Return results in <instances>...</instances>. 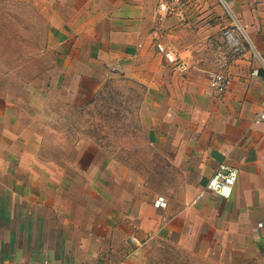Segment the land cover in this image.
<instances>
[{
  "label": "crops",
  "instance_id": "1",
  "mask_svg": "<svg viewBox=\"0 0 264 264\" xmlns=\"http://www.w3.org/2000/svg\"><path fill=\"white\" fill-rule=\"evenodd\" d=\"M10 1L48 20L52 63L26 80L0 59V263L165 264L154 250L173 246L264 264V0H0ZM228 28L248 51L229 59L219 93L210 79ZM115 77L144 88L151 144L190 182L178 209L164 192L117 186L114 161L87 137L48 151V134L71 127L50 103L71 114ZM222 164L239 169L231 198L205 191Z\"/></svg>",
  "mask_w": 264,
  "mask_h": 264
},
{
  "label": "rangeland",
  "instance_id": "2",
  "mask_svg": "<svg viewBox=\"0 0 264 264\" xmlns=\"http://www.w3.org/2000/svg\"><path fill=\"white\" fill-rule=\"evenodd\" d=\"M50 30L48 20L34 5L0 2V59L26 80L48 71L52 63V56L46 53L52 42ZM144 98L140 84L115 77L92 99L75 104L71 114H66V108L70 107L65 102L50 103L53 112H62L59 122L71 123V127L69 131L63 128L59 140L48 134V151L54 150V144L51 145L54 142L68 144L67 137L69 145L72 136L87 137L114 161L117 186L133 184L164 192L178 209L182 202L192 199L186 193L190 182L164 151L152 146ZM57 118L53 115L50 119L47 115L45 122L52 124ZM120 171L125 173L121 176ZM154 259L165 264H234L221 248L195 252L167 246L155 249Z\"/></svg>",
  "mask_w": 264,
  "mask_h": 264
},
{
  "label": "built area",
  "instance_id": "3",
  "mask_svg": "<svg viewBox=\"0 0 264 264\" xmlns=\"http://www.w3.org/2000/svg\"><path fill=\"white\" fill-rule=\"evenodd\" d=\"M160 10L162 12V16L166 17L171 10V7L169 3L164 2L160 4ZM157 48L159 52H161L164 57L172 63L175 70L180 73H186L190 70V65L188 64V62L180 58L179 55L176 54L173 50L166 47L162 43H158ZM247 51L248 48L238 30H235L233 28L224 30L223 44L222 46H220L219 53L217 54L218 59L220 58L221 61L218 63V70L211 75L210 79V87L213 90L219 93L226 92L231 82L228 73L229 59L238 57L246 53ZM256 122H264V103L262 110L257 115ZM238 178L239 169L237 167L222 164L206 184L205 191L223 198H231L234 192V188L238 182ZM201 196L202 194L199 197ZM132 240L139 243L138 237L136 235L132 237ZM0 264L10 263L3 262Z\"/></svg>",
  "mask_w": 264,
  "mask_h": 264
}]
</instances>
